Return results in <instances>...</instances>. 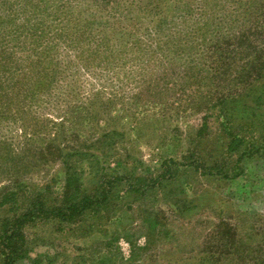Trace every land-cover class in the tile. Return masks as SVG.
<instances>
[{"label": "rangeland", "instance_id": "rangeland-1", "mask_svg": "<svg viewBox=\"0 0 264 264\" xmlns=\"http://www.w3.org/2000/svg\"><path fill=\"white\" fill-rule=\"evenodd\" d=\"M261 2L160 0L155 14L154 0H0V42L25 47L0 44V88L10 96L0 100V193L19 181L26 197L34 190L46 206L59 204V146L97 151L105 177L123 176L106 183L81 174L83 191L107 186L109 198L73 223L28 226L32 257L204 264L197 251L206 246L234 251L246 231L264 232ZM254 22L260 33L238 46ZM28 88L33 101L20 110ZM232 134L244 142L230 152ZM44 135L46 154L35 149ZM89 162L77 169L97 174Z\"/></svg>", "mask_w": 264, "mask_h": 264}, {"label": "trees", "instance_id": "trees-1", "mask_svg": "<svg viewBox=\"0 0 264 264\" xmlns=\"http://www.w3.org/2000/svg\"><path fill=\"white\" fill-rule=\"evenodd\" d=\"M7 1V0H6ZM33 1V0H29ZM157 1L156 3V13H161L165 8L163 6H160L158 1L160 0H154ZM165 1L166 0H161ZM209 1V0H208ZM212 2L215 0H211ZM37 6V5H34ZM34 6H29V9H33ZM260 6L264 7V3L261 2ZM163 22V20H162ZM13 24L16 29L19 28L20 24H18L17 19L12 20L9 22ZM25 25V23H24ZM32 25V23H31ZM262 25L259 22H254V25L251 27L252 31L249 30L248 33H244L240 37V42L238 43V46H240V43L246 39L249 35H256L260 33V27ZM21 27V26H20ZM35 30V29H34ZM121 31V30H120ZM16 42H20V36L22 35V32L20 33V30H18ZM116 33L118 34V29L116 30ZM35 34V32H34ZM178 38V37H177ZM34 40V35H31V43ZM37 40L35 39V42L32 44L34 47H30L31 50L36 49L35 45ZM246 42V40L243 41V44ZM6 43L10 44L12 47H16L19 50H23L25 47L22 45H19L17 43H11L10 40L4 39L0 44L5 45ZM13 50V48H10ZM15 49V48H14ZM2 51H7L3 49ZM5 62L9 63V59H7ZM44 62V61H43ZM10 64V63H9ZM13 64H10L9 67L6 69V71L9 74L13 73L12 66ZM27 65V64H26ZM0 67L3 68V64H0ZM32 69V68H31ZM38 69H45V65L39 64ZM260 69H264L261 67ZM261 77V72H259V75L257 76L258 80ZM264 77V75H263ZM37 80H41L43 78V75H37L35 77ZM42 83V82H41ZM39 87H41L39 85ZM261 87L264 89V80L261 82ZM8 89L11 91H15L18 93L17 90H14L13 88ZM35 89V88H34ZM41 91V89H39ZM25 91V90H24ZM264 92V91H263ZM14 94V93H13ZM261 96H259L258 99H260ZM6 99L9 100L10 96L8 94H2L1 88H0V100ZM33 101L32 94L30 92V89L28 88L27 93L25 94L24 98L21 102H18V108L20 110H23V107L26 106L27 103H31ZM22 108V109H21ZM223 113V112H222ZM226 114H224L225 116ZM16 117V116H15ZM16 119H18L16 117ZM203 130V129H202ZM43 135V134H42ZM41 136V134L37 135L36 137ZM45 136V135H44ZM103 136H106V134H103ZM48 137V136H47ZM45 136V141L48 143L44 146H36V152L44 153L48 151L49 145L52 144V139H47ZM44 140V139H42ZM45 142V143H46ZM244 138L243 136H240V134H232L231 135V141L228 145V150L230 152H233L237 150L240 146L243 145ZM42 145V144H40ZM59 151L61 152L62 157V163L64 164V171L65 175L63 180L61 181L63 183L62 187L63 190L61 193H58L60 196V202L59 204L49 207L46 206V203L44 201V198L40 196V193L34 192V190H31L29 193V196L25 194L24 191H28L27 185L24 184V182H16L12 186L6 188L4 191L0 193V212L2 213V216L0 217V264H20L23 260H28V264H44L45 258L42 257V255L37 254L35 257L31 256L30 249L28 248V242H26V228L30 226L34 222H38L45 219H51V218H57L58 221L62 222H70L73 223L77 221L76 219L81 216H85L90 210H97L100 208V206H103V204L106 202V199L109 198V191L106 188L107 186L102 187L101 190H99L96 194H90L85 191H83V178L81 174L84 176H91L96 178V180L102 179L105 180L106 183H110V181L113 180H123V176H111L105 177L102 173V169L99 166V163L101 159H99V155L96 152H88L85 148H80L79 150H68L65 151L61 146H59ZM246 153V151H245ZM76 156H79L80 158H76ZM75 158L78 162H75V160H72ZM87 161H90V165L95 167L97 169V174H90L89 169L82 168L77 169V165H82L83 163H86ZM174 161V160H172ZM102 162H105L102 160ZM101 170V172H100ZM240 171L237 172L234 176L236 177L239 175ZM226 177H229L227 174H225ZM108 178V179H107ZM113 179V180H110ZM109 180V181H108ZM24 187L22 189L21 187ZM49 188V187H48ZM22 198H30V201L26 203V201ZM66 198V200H65ZM264 222V221H263ZM263 230V229H262ZM254 234L251 231L245 232L246 239L242 241L240 239H237V242L239 243V247L236 250L232 251L231 249H227L225 251H220L219 246L214 249L212 246L208 249L206 246L205 249L197 251V254H199V258L203 260L204 264H214L213 262H217L216 264H264V232H261L259 237L256 234V237H253ZM256 241L254 246H251V241ZM245 241V242H244ZM27 243V247L25 248V244ZM245 245V247H243ZM256 247L255 249L253 247ZM208 249V250H207ZM258 249V250H256ZM258 253V254H257ZM49 260V258H46ZM47 264V263H46Z\"/></svg>", "mask_w": 264, "mask_h": 264}]
</instances>
